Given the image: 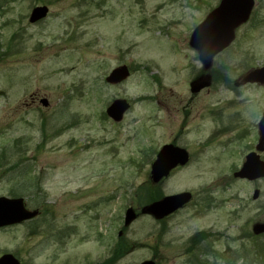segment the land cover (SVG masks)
Masks as SVG:
<instances>
[{
	"label": "rangeland",
	"instance_id": "374dc122",
	"mask_svg": "<svg viewBox=\"0 0 264 264\" xmlns=\"http://www.w3.org/2000/svg\"><path fill=\"white\" fill-rule=\"evenodd\" d=\"M218 1L0 0V196L12 197L21 177L10 180L9 168L24 173V161L25 174L40 177L41 187L26 183L32 194L24 202L33 208L43 201L40 232L26 224L0 229V254L23 264H196L193 255L200 254L201 264H248L236 250L264 244V234L251 232L264 223V179L233 177L247 154L238 153L246 136L230 142L236 131L225 130L204 141L220 126L208 117L210 108L231 101L224 112L248 127L264 108V92L248 85L230 93L217 81L199 95L189 90L201 73L189 37ZM255 2L258 25L242 26L232 51L213 62L212 75L219 63L229 80L264 64V0ZM37 5L49 13L31 24ZM121 64L129 67L128 79L107 84L106 75ZM118 98L131 108L115 123L105 109ZM173 142L190 149V162L152 184L150 164ZM185 191L192 199L184 208L159 221L141 215L122 229L125 209L150 203L151 193ZM205 231L213 236L202 247L197 233Z\"/></svg>",
	"mask_w": 264,
	"mask_h": 264
},
{
	"label": "water",
	"instance_id": "95a60500",
	"mask_svg": "<svg viewBox=\"0 0 264 264\" xmlns=\"http://www.w3.org/2000/svg\"><path fill=\"white\" fill-rule=\"evenodd\" d=\"M253 0H221L219 6L215 8L206 19L199 24L191 34L190 45L199 53L200 61L205 68L210 66L214 54L226 47L233 38V29L241 22L245 21L251 8ZM48 13L45 5L36 6L32 9L29 22L34 23L43 19ZM260 74L261 77L255 76ZM129 75V70L125 65L114 68L106 77L109 84H118L124 81ZM245 81H260L264 83V67L256 70L244 78ZM207 83L191 85V91L197 92ZM42 105L46 106L47 100L41 99ZM129 108V103L125 99L114 100L106 109L107 115L118 122ZM188 161V154L184 149H180L171 144L165 145L158 152L156 159L151 164V179L154 183L162 177L168 175L169 171L177 165H184ZM236 177L253 180L264 177V162L260 161L255 154L246 156L241 169L234 174ZM258 191H254L253 198H257ZM190 199L189 193H180L163 197L141 209L142 213L151 214L155 218H162L176 209L183 206ZM36 211H27L24 208L21 198L0 197V227L22 222L32 218ZM136 217L132 209H128L125 214V225H128ZM255 233L264 231V224L253 226ZM0 264H20L13 255H4L0 258ZM140 264H156L148 260Z\"/></svg>",
	"mask_w": 264,
	"mask_h": 264
},
{
	"label": "flooded vegetation",
	"instance_id": "af4514ba",
	"mask_svg": "<svg viewBox=\"0 0 264 264\" xmlns=\"http://www.w3.org/2000/svg\"><path fill=\"white\" fill-rule=\"evenodd\" d=\"M255 3H256L255 0H253V8H252L247 20L238 24L233 29V36L234 37H233V40L231 41V43L224 50H222L219 54L214 56V58L211 62V65L208 69L205 68L204 65L199 62V56H198L197 52L192 49L195 52V58L198 60L199 64L201 65V73L197 77L192 79L189 82V84L192 81L193 82L191 83V85L193 83L202 84V83L209 82L208 86L202 87L197 92H192L191 88H190V93L192 94V96H195L197 94L199 95L200 93H203L204 91H208L211 88L212 83L216 82V81L219 82L220 84H223L225 86V88L227 89V91L230 93L234 92L236 89L246 87L248 85L259 87L264 92V85H262L258 82H246V81H244L245 76L249 72H251L253 69L260 67V66L253 65L251 70L243 73L242 75L237 77L235 80H229L228 79V77L226 75L227 69H226L224 63L218 64V66L220 67L219 74L212 75V73L210 72L212 65H213V62L216 61V59L218 57L222 56L223 54L228 55L232 51L233 45L236 42L237 37H238L239 32H240V29L242 28L243 25L250 24L251 29H254L258 25L259 21H256V19H257L256 15L254 17ZM254 18H255V21H254ZM250 56H251V54L248 53V55L242 56L240 58V61H247ZM230 82L232 83V85H229ZM36 99H37V97L35 95H33L31 98V100H32L31 102L33 103ZM231 106H233V103L231 101H226L225 107H224V105H217V106L210 108L207 111L208 117L220 120V126L214 128L213 134L210 135L209 138L205 139L204 144L208 145L215 137H219V135L222 131L223 132H225V130L226 131H236V135L232 136L228 139V140H230V142H232V141L237 142V141H239V138H243L245 136H246L245 137L246 141L248 142V145L245 147V149L242 150V152H238V153H264V143L262 145H260L258 149L256 148L257 144H258V140H259L260 135H261L260 128L262 126H263V132H264V108H260L259 112H257V116H256L255 121H253L250 124V126L241 128V127H238V121H237V118L235 116L236 113H234V112L225 113L223 110V109L229 108ZM250 111H251L252 116L256 114V113L254 114L255 110H254L253 104H251V106H250ZM224 117H227V120L223 122L221 120V118H224ZM172 144L178 145V144H176V142H173ZM186 150L188 153H191L189 148H187ZM26 208L32 210V208H28V207H26ZM40 217H41V215L39 213L34 218L25 220L20 224H26L32 228H35L39 233L40 232V224L36 223L37 222L36 219H38ZM20 224H18V225H20ZM7 227H10V226H7ZM7 227H2L0 229L7 228ZM211 236H213V235H211L209 233V231H206L205 233H203V235H201L200 240H199L200 246L203 245L204 242L207 241L209 239V237H211ZM202 247H207V246L204 245ZM191 248H194V246H192ZM4 254H10V252H3L0 254V257L3 256Z\"/></svg>",
	"mask_w": 264,
	"mask_h": 264
},
{
	"label": "trees",
	"instance_id": "16d2710c",
	"mask_svg": "<svg viewBox=\"0 0 264 264\" xmlns=\"http://www.w3.org/2000/svg\"><path fill=\"white\" fill-rule=\"evenodd\" d=\"M5 150L3 149L1 151V153H4L5 154ZM10 153V152H8ZM145 154V153H144ZM14 155V153L10 154V157H12ZM21 163H19L20 165ZM14 168H11L10 167V172H14L15 174H13L14 176H18V177H21V178H18L17 181H19L17 184H15L13 187H12V194L13 195H27L28 194V185H26V183H28L29 185H32V182L35 180V181H38V178H31V177H28L27 173H22V171H13ZM31 190V189H30ZM28 196V195H27ZM161 195L160 194H150L148 196V201H153V200H156L157 198H159Z\"/></svg>",
	"mask_w": 264,
	"mask_h": 264
}]
</instances>
